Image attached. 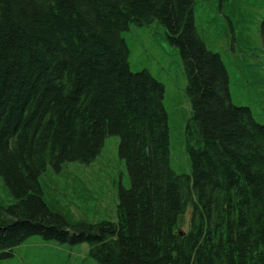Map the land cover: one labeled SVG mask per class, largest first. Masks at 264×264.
Segmentation results:
<instances>
[{
    "label": "trees",
    "instance_id": "trees-1",
    "mask_svg": "<svg viewBox=\"0 0 264 264\" xmlns=\"http://www.w3.org/2000/svg\"><path fill=\"white\" fill-rule=\"evenodd\" d=\"M194 8L195 0H0V178L15 200L0 207V264L31 237L87 244L98 264H264V124L232 103ZM155 21L186 74V175L170 166L164 87L130 71L121 37L130 23ZM259 34L264 48V17ZM254 78L264 85V75ZM109 136L119 138L130 180L116 221L73 223L44 201L40 181L49 168L90 164Z\"/></svg>",
    "mask_w": 264,
    "mask_h": 264
},
{
    "label": "rangeland",
    "instance_id": "rangeland-1",
    "mask_svg": "<svg viewBox=\"0 0 264 264\" xmlns=\"http://www.w3.org/2000/svg\"><path fill=\"white\" fill-rule=\"evenodd\" d=\"M219 4L218 0H195L193 19L197 33L205 47L221 58L230 79L232 103L249 108L254 120L264 124V85L256 86L254 78L264 75V48L259 34L264 0H221V13ZM228 21L234 25L235 45L230 42ZM165 34L162 25L155 21L144 26L130 23L121 37L128 48L130 71H147L164 87L170 166L177 175H186L191 106L181 57ZM118 148L119 138L109 136L90 164L68 163L59 171L49 168L40 181L44 201L73 223L115 222L119 192L130 186ZM14 201L0 178V207L6 208ZM88 251L87 244L59 245L31 237L1 264H98L88 256Z\"/></svg>",
    "mask_w": 264,
    "mask_h": 264
}]
</instances>
